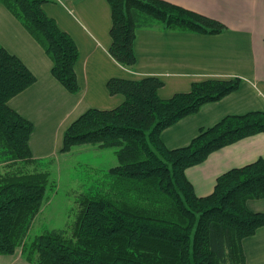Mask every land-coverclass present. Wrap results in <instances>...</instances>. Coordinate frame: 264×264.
I'll return each mask as SVG.
<instances>
[{
    "label": "trees",
    "instance_id": "obj_1",
    "mask_svg": "<svg viewBox=\"0 0 264 264\" xmlns=\"http://www.w3.org/2000/svg\"><path fill=\"white\" fill-rule=\"evenodd\" d=\"M48 2L0 0L51 59L53 76L77 94L80 53L44 11ZM108 2L109 53L129 70L137 63L134 45L141 28L206 35L227 31L221 21L165 0ZM35 82L26 64L0 45V167L5 169L0 171V255L21 249L31 264H246L243 242L264 227V213L248 207L249 201L264 199V159L222 174L206 197L196 195L186 170L226 146L264 134V111L226 116L201 129L186 147L169 149L161 138L202 106L237 91L242 79L208 78L168 99L159 95L164 87L159 77L110 79L109 93L124 101L80 116L65 132L62 152L82 144L116 148L118 165L86 186L76 201V217L65 229L27 243L48 191L57 186L44 161L32 155L33 123L9 106ZM19 164L38 168L15 171Z\"/></svg>",
    "mask_w": 264,
    "mask_h": 264
},
{
    "label": "crops",
    "instance_id": "obj_2",
    "mask_svg": "<svg viewBox=\"0 0 264 264\" xmlns=\"http://www.w3.org/2000/svg\"><path fill=\"white\" fill-rule=\"evenodd\" d=\"M221 21L227 31L217 35L183 30L141 28L136 33L137 63L133 70L110 55L112 12L108 0H50L46 14L75 41L80 57L76 74L80 91L70 93L52 74V61L20 21L0 4V45L18 56L36 82L14 97L9 106L34 125L30 148L35 159L62 155L64 134L90 109L111 110L123 101L111 95L112 78L140 80L155 76L164 81L163 99L189 92L194 82L208 78H240V88L218 102L208 103L163 131L169 149L188 146L203 128L226 116L264 111V0H165ZM264 159V134L247 137L208 156L186 170L199 197L213 193L227 171ZM248 207L264 213V199ZM246 264H264V227L243 242ZM0 264H31L18 249L0 255Z\"/></svg>",
    "mask_w": 264,
    "mask_h": 264
},
{
    "label": "rangeland",
    "instance_id": "obj_3",
    "mask_svg": "<svg viewBox=\"0 0 264 264\" xmlns=\"http://www.w3.org/2000/svg\"><path fill=\"white\" fill-rule=\"evenodd\" d=\"M116 151V148L101 149L96 145L82 144L66 153L61 150L65 156L36 159L48 166L57 186L55 190L48 191L43 209L29 231L27 243L47 231L65 229L75 219L78 196L103 172L118 165ZM37 168L35 164L13 167L15 171L23 172H32ZM4 170L0 167V171Z\"/></svg>",
    "mask_w": 264,
    "mask_h": 264
}]
</instances>
